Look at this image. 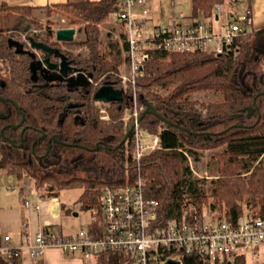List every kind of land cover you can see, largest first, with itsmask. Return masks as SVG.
Segmentation results:
<instances>
[{
    "label": "trees",
    "instance_id": "16d2710c",
    "mask_svg": "<svg viewBox=\"0 0 264 264\" xmlns=\"http://www.w3.org/2000/svg\"><path fill=\"white\" fill-rule=\"evenodd\" d=\"M224 1L193 0L194 23L199 24L196 16L201 13L213 17L217 4ZM65 6L93 21L84 22L83 37L73 41V58L93 72L96 79L124 88L118 70L124 64L119 41L97 25L120 11L121 0H84ZM44 9L55 10L0 3V57L7 59L12 68L5 77L0 72L5 81L0 84V169L19 180L29 178L36 189L50 195H58L63 188L81 187L78 201L83 210L97 208L99 213V220L89 224V231H97L99 235L103 232V204L97 188L126 177L124 138L134 121L125 117L132 111L133 103L107 104L109 120H105L92 96L97 87L92 86L85 97L82 93L86 91L69 93L65 86L56 84L52 87V99L57 105L52 115V131L61 143L54 141L49 152L46 144L32 147L33 140L39 141L42 131H46L43 127L50 123L44 112L27 111L30 114L26 115L25 123L42 126L40 132L25 130L21 134L16 127L21 117L17 116L14 103L20 104L32 95L28 97L21 89L18 61L8 46L15 35L8 31L23 33L39 27L41 24L36 25L37 20L32 21L29 16ZM71 21L78 22L75 18ZM233 39L221 53L200 49L153 50L137 77V99L145 108L140 114V127L159 135L161 147L135 164L133 173L136 179L142 177L145 197L157 201L154 224L158 228L184 216L203 220L208 195L187 163L188 153L197 158L198 149L223 148L217 154L220 176L213 182L211 193L217 202L225 204L220 216L225 213L228 219L235 220L243 213V204L264 215V158L254 164L264 155V27ZM79 48L85 54L75 53ZM200 91H213L221 98H193ZM62 100L83 102L81 117L77 119L75 114L69 117L62 111ZM148 104L155 109L154 113H145ZM9 107L13 110L10 113ZM244 172L250 173L243 176ZM209 205L216 209L214 203ZM0 258V264H13L5 256ZM131 261L128 253L100 254V264H132ZM185 261V264L204 263L196 255L187 256ZM218 264H247V259L245 255H237Z\"/></svg>",
    "mask_w": 264,
    "mask_h": 264
},
{
    "label": "built area",
    "instance_id": "2783aa9c",
    "mask_svg": "<svg viewBox=\"0 0 264 264\" xmlns=\"http://www.w3.org/2000/svg\"><path fill=\"white\" fill-rule=\"evenodd\" d=\"M149 0H121L117 21L123 25L125 41V72L121 75L124 88L131 94L133 103L125 119H133V136L127 140L126 177L118 183H104L97 189L102 193L103 232L91 233L82 228L74 235L41 229L33 236L25 237L19 244L5 234L0 239V257L18 260L25 253L34 258L42 257L50 247H59L67 253L91 256L109 252L128 253L132 264H169L168 259L185 264L186 257L196 255L203 264H218L224 258L264 252V215L246 209L235 220L226 214L205 212L203 220L187 219L186 216L170 221L165 227L155 226L157 201L148 199L143 192L142 177L134 178V165L161 147L157 134L142 130L139 116L144 106L139 105L137 77L142 66L152 57L153 50L223 52L237 35L251 30L253 16L248 10L239 15L222 33H208L199 24L183 22V12L173 14L166 21H157L149 31L144 22L149 15ZM143 4L144 17H136L134 7ZM222 3L217 5L221 11ZM146 16V17H145ZM148 18V17H147ZM210 48V45H214ZM105 112V108L102 110ZM106 117V116H104ZM1 158V155H0ZM0 185V191H1ZM93 220L97 223L99 213L93 208ZM264 254V253H263ZM1 259V258H0Z\"/></svg>",
    "mask_w": 264,
    "mask_h": 264
},
{
    "label": "crops",
    "instance_id": "0c3cea01",
    "mask_svg": "<svg viewBox=\"0 0 264 264\" xmlns=\"http://www.w3.org/2000/svg\"><path fill=\"white\" fill-rule=\"evenodd\" d=\"M2 1H5L10 6L27 5L62 8L65 4L84 0H0V3ZM148 3L150 8L149 15L147 16L148 18L146 16L144 18L146 19L144 28L147 31H149L155 22L166 21L171 15L180 12L185 14L183 22L187 23V25L194 24L193 0H149ZM222 5L223 8L221 11L217 10V6L215 7L213 17H208L202 13L196 16L200 21L199 23L201 25L203 24L208 33H222L235 18L245 14L248 10L251 11L253 16V23L250 28L257 30L264 27V0H225L222 2ZM226 5L231 8L230 16L224 15ZM145 7L141 3L137 4L134 7V15L143 18V9ZM114 15L117 18V12ZM123 44L125 51L124 38ZM214 47L215 44L210 46V48ZM19 181L20 183L16 188H13L14 185L10 183L5 186L1 185L0 239L5 234H9L12 236V242L19 244L25 241L26 236H33L42 228L66 235H74L84 228V226H81L79 230L71 231V227L68 229L64 227L67 211L66 202L60 199V191L58 195H50L47 191L36 189L33 181L27 177ZM88 226L85 228H88ZM30 256L27 252L18 260L13 261V264H100V254L86 257L79 254L67 253L59 247L47 248L42 257L39 258Z\"/></svg>",
    "mask_w": 264,
    "mask_h": 264
},
{
    "label": "flooded vegetation",
    "instance_id": "af4514ba",
    "mask_svg": "<svg viewBox=\"0 0 264 264\" xmlns=\"http://www.w3.org/2000/svg\"><path fill=\"white\" fill-rule=\"evenodd\" d=\"M57 30L58 28L56 29L52 22L46 21L43 26L33 28L25 32L26 34L15 36L11 38L8 43L9 48L13 49V55L18 61L17 68H19L20 74L22 75L21 89H23L28 97L32 95V98L21 100L20 104L14 103L18 111L17 116L19 115V117H21L16 127L19 131H22L20 132L21 134H23L25 130H28V132L34 131L32 133L37 134L40 132L39 130H41L42 126L40 127L38 124V126L35 124L32 126L26 124L25 117L30 114L27 111H33V114L44 112L50 125H48V127H43L46 131H42L43 133L40 135L39 141L37 139L33 140L32 147H35L37 144L38 146H45L46 144L48 152L53 142L57 140L56 133L52 131V125L54 124L52 115L57 110L56 100L52 99L53 86L62 84L69 93L86 91L82 93V95H86L85 97L88 96V92L91 90L92 86L97 87L95 91L92 92V96L100 107V113L103 110L101 105L111 103L97 100L94 96L96 90L100 86L110 83L103 82L101 79H96L93 72L86 69L83 65H80L78 61L73 58L71 48L74 46L72 44L73 41L77 40L76 36L78 31L76 30L74 39L64 40L57 38ZM75 53L78 55L85 54L80 48L76 49ZM11 69V63L7 59L0 57V72L3 74L2 77L7 76ZM81 74L82 77L79 76ZM2 77L0 78V84L5 83ZM77 81H81V83H77ZM112 86L119 89L121 87ZM122 89L124 90V99L122 101L112 102H120L128 106L131 101V94L127 89ZM63 106L62 111H65L69 117L73 114H75V118L77 119L81 117L80 114L82 113L83 102L67 100ZM12 111L13 110L9 107V113ZM101 118L104 119V115L101 114ZM58 141L59 139L57 142ZM21 144L22 142L18 145Z\"/></svg>",
    "mask_w": 264,
    "mask_h": 264
},
{
    "label": "rangeland",
    "instance_id": "374dc122",
    "mask_svg": "<svg viewBox=\"0 0 264 264\" xmlns=\"http://www.w3.org/2000/svg\"><path fill=\"white\" fill-rule=\"evenodd\" d=\"M55 10H38L35 11V13L31 14L29 16L30 20H37L36 25L43 26V24L46 23V21L52 22L53 26L57 29L63 26L67 27H74L78 33L76 38L81 39L83 37V31L82 26L84 25V22H90L93 23L92 20L87 19L86 17H83L82 15L74 12L69 7H62V8H54ZM231 8L226 5V9L224 12V15L230 16ZM115 13L111 14L110 17L105 22H99L97 25L102 29L103 33L109 32L111 33L113 40H118L120 48L122 50L123 56H124V64L120 66L118 69L120 72V76L125 71V51L123 49V25L120 24L117 21V18H115ZM77 19L78 22L74 23L71 21V19ZM225 19V17H223ZM37 26H34L36 28ZM216 30V28H215ZM20 31V30H19ZM19 31L10 30L8 33L14 34L15 36H19V34H26L19 33ZM212 46V45H210ZM206 51V50H205ZM193 98L196 99H202V100H216L220 99L221 95L218 93H215L213 91H200L195 94H193ZM103 109L107 108V104L101 105ZM145 109V108H144ZM107 110L105 112L101 111V114L106 116L104 119L109 120V115L107 114ZM141 117L139 116V124H140ZM133 120V119H132ZM133 132V127H132ZM131 132V133H132ZM223 150L222 147L215 148V149H198L197 158L193 157L191 154L188 153L187 163L191 167V170L193 172L194 177L200 179V185L203 187L204 191L208 195V202L207 205L204 206L205 212H215L216 217L220 216L223 210H225V204H221L215 200V197L211 195L212 190L214 188L213 182L217 180L220 176L219 171V163H218V156ZM155 151V150H154ZM264 158V155H262L254 164L260 163L262 159ZM7 173V174H6ZM250 172H244L242 173L243 176L248 175ZM0 185L5 186L9 183L14 185L13 188L18 187L20 181L19 179L8 173L5 169H0ZM82 192L81 187H67L60 190V199L64 202H66V217L65 221L66 224L64 227L70 228L71 231H76L81 228V226L87 227L88 224L91 222L93 217V211L92 209H84L81 207L78 198ZM245 202L244 200L242 203ZM215 204V208H210L211 206L209 204ZM249 208L250 206L246 207V204H243L244 211ZM256 210H259L255 208ZM78 213V215L75 216V214ZM263 250L260 249L257 254H254L252 252H248L246 255L247 264H264V254Z\"/></svg>",
    "mask_w": 264,
    "mask_h": 264
},
{
    "label": "water",
    "instance_id": "95a60500",
    "mask_svg": "<svg viewBox=\"0 0 264 264\" xmlns=\"http://www.w3.org/2000/svg\"><path fill=\"white\" fill-rule=\"evenodd\" d=\"M76 34V29L74 27H62L57 30V38L64 40H72L74 39ZM40 45V44H38ZM82 77V74L79 75ZM84 77V76H83ZM76 83V82H75ZM77 83H81V81H77ZM123 89L114 88L111 84H104L100 86L95 92V99L103 101V102H112V101H122L124 99ZM250 112H253V108L249 107ZM155 112V109L148 104L145 110V113ZM132 132V129H129L125 135V141L128 140ZM169 264H177L178 262L173 259H168Z\"/></svg>",
    "mask_w": 264,
    "mask_h": 264
}]
</instances>
